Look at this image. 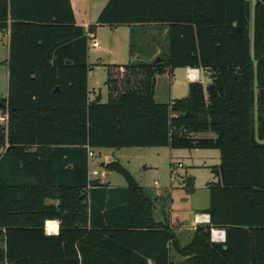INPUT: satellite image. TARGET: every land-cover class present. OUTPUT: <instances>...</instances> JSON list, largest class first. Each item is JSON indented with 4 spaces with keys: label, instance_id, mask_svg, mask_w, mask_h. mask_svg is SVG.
<instances>
[{
    "label": "trees",
    "instance_id": "16d2710c",
    "mask_svg": "<svg viewBox=\"0 0 264 264\" xmlns=\"http://www.w3.org/2000/svg\"><path fill=\"white\" fill-rule=\"evenodd\" d=\"M149 23L167 28L159 61L106 64L107 100L89 101L88 34ZM0 30V264H264V0H107L86 30L70 0H0ZM176 67L202 68L210 82L156 102V75ZM160 146L219 151L199 211L209 222L185 245L117 160L103 168L126 187L88 178V149ZM211 228L225 240L211 241Z\"/></svg>",
    "mask_w": 264,
    "mask_h": 264
},
{
    "label": "rangeland",
    "instance_id": "374dc122",
    "mask_svg": "<svg viewBox=\"0 0 264 264\" xmlns=\"http://www.w3.org/2000/svg\"><path fill=\"white\" fill-rule=\"evenodd\" d=\"M73 8L74 17L76 22L81 25L85 30L89 24L96 22V18L106 3L107 0H70ZM158 29V28H157ZM165 39H166V29ZM125 28L118 27L117 33L112 34L108 26L98 25L94 33L88 34L87 39V62L90 66L95 63L100 64L98 57L101 56L104 45H111V41H119L120 53L117 56H113L116 64H124L127 62L126 49L128 35L125 36ZM95 36V38L92 37ZM141 36L140 26H134L131 28L129 36V44L132 48V54L139 52L141 46L139 43ZM96 40L99 43V47L92 45V41ZM7 37L5 33L0 30V95L7 96V84H8V72L5 64L7 56ZM126 58V59H125ZM124 59V60H123ZM154 61V59L150 60ZM171 79L164 78V82H160L161 89L159 93L162 94V98L158 94V103L167 102L166 96L172 95V98L184 97L188 94V78L187 70L183 67H176ZM200 70V82L205 88L210 82L209 73ZM87 86L89 93H92V88L98 92L100 91L102 102L107 100V87L105 85L106 79V67L105 64L99 71L93 70L91 67L88 71ZM167 79V80H166ZM97 80V83H95ZM196 81V80H194ZM2 122V121H0ZM197 136L212 137L211 132L199 133ZM93 157L89 160V172L93 169L98 171L96 177L103 181L110 180L111 184L124 186L126 182L121 174L115 171H111L110 177H106V172L100 166V162L103 161L105 154H113V158H116L130 173L140 186L147 189L148 192H153L158 205L166 206L162 207L168 215L169 195L173 197V203L170 208V214L172 220H183L184 218L190 219L194 211L204 210L208 206V189L207 183L215 181L213 174L210 171V166L218 164L219 151L217 149L209 148H170L168 146L160 147H122L120 149H107V148H92ZM115 160V159H113ZM180 162L182 167L177 170V177L170 179L169 170L171 164ZM204 162V164H203ZM192 179L193 191L187 192L184 188L188 176ZM156 181V184L154 182ZM172 190V191H171ZM153 195V196H154ZM152 197V196H151ZM161 207V206H160ZM206 209V208H205ZM201 213V212H199ZM157 214H155V218ZM158 218V217H157ZM184 223L179 224L177 228V237L179 239V245H185L189 242L191 237V231L183 227ZM185 226V225H184ZM180 229V230H179ZM174 261L181 259L180 256L174 253Z\"/></svg>",
    "mask_w": 264,
    "mask_h": 264
},
{
    "label": "crops",
    "instance_id": "0c3cea01",
    "mask_svg": "<svg viewBox=\"0 0 264 264\" xmlns=\"http://www.w3.org/2000/svg\"><path fill=\"white\" fill-rule=\"evenodd\" d=\"M75 21H76V19H75ZM118 27L125 28V30H126L125 36L128 35L127 49H126V53H125L126 54V58H128V60H127V62L123 61L122 63H124V64L125 63H128V62L136 61V60H147V61H150V60L155 59L157 57V55H158V53L160 52L161 49H166L167 48L166 39H165V30H163V28L160 29V27L158 25L154 24V23H149V24L140 26L141 36H140V41H139L138 44H140L141 50L139 52L134 53V54H130L129 53V36H130V32H131V27L130 26H125V25L115 26V27H109L110 30H111V32H112V34L115 35L117 33V28ZM164 29H166V31H167V28H164ZM3 32L5 33V35L7 37V51H8V33L9 32H8V30H3ZM92 37L95 38L94 35H92ZM87 44H88V42H87ZM118 45H119V41H116V42L115 41L114 42L111 41V45H109V44L104 45V48L102 50L103 52H102L101 56L98 57V59H100V61L103 60V62H100V64L95 63L93 66H90L88 64V62H87V64H88V70L91 67H93V70L99 71L100 68L104 64L106 65V64L115 63V60H113L112 58H113V56H117L120 53V48H119ZM95 47H99V43ZM87 57H88V55H87ZM7 60H8V53H7L6 59L4 60L6 66H7V72H8V65H7L8 63H7ZM96 66H98V67L96 68ZM183 68H185L187 70V67H183ZM175 69H177V68H175ZM175 69H173V71H172L171 74L169 72H165L163 74L156 75V77H155V87H154V100L156 102L159 101V100H157L158 94L162 98V94L159 93V90L161 89L160 82H164V78L171 79L173 77V72H174ZM199 69L200 68H198V70ZM199 74H200V70H199ZM87 76H88V72H87ZM199 80H196V81H199ZM189 81H192V80H188V82ZM95 83H97V80H95ZM91 90H92V93L90 94L89 93L90 91H88V86H87V96H88V100L89 101H92V100H95L96 101V97H97V95H98V93L100 91L97 92L94 87ZM166 97H167L166 98L167 99L166 100L167 102L169 100L173 99L172 98V95L170 94V92H169V94ZM98 102H102V100H101V94H100V100ZM103 148H107V147H103ZM107 149H117V148H107ZM118 149H120V148H118ZM91 157H93V154L90 157L88 156V166H89V160H90ZM113 157H114L113 154L112 155L111 154H105L104 155V158H103V161L100 162V166H101V164H104V163H106L108 161H111L113 159L116 160V158H113ZM203 164H204V162H203ZM67 167H70V165H68ZM103 170H104V168H103ZM88 171H89V169H88ZM105 171L106 172L104 173V175L109 178L111 171H107V170H105ZM185 175L188 176L187 173H185ZM96 176H94L93 178H97L98 181H99V183L101 184V186H104L106 188L126 187V185H127V184L124 185V186H119V185H115V184L113 185V184L110 183V180L103 181V180H101L100 178H98ZM154 184H156V181L154 182ZM145 190H146V192L150 196H152V198L155 199V195H154L153 192L150 193V192L147 191V189H145ZM48 202H50V201L48 200ZM172 203H173V197L171 196V192H170V195H169V204H168V209H167L168 210L167 211L168 212V215H166V211H164L163 208H162V207H166V206L158 205V203H157V201L155 199L154 206H153V214H152L153 220L156 223H164V222L168 221L171 229H173L174 232H177L176 231L177 230L176 227L179 224H181V223H184L185 226L183 225V227L188 228L190 231L194 230V228L196 227L193 224L194 215L196 213H199V211L198 212L197 211H194L192 213V217L190 219L184 218L183 220L181 219V220H175V221H173L172 220V215L170 214V212H171L170 211V208H171ZM205 208H207V207H205ZM155 214H157V217L158 218L157 217L155 218ZM58 228H59V221L57 219H47V220H45V222H44V230H45V233L46 234H56L58 232Z\"/></svg>",
    "mask_w": 264,
    "mask_h": 264
},
{
    "label": "built area",
    "instance_id": "2783aa9c",
    "mask_svg": "<svg viewBox=\"0 0 264 264\" xmlns=\"http://www.w3.org/2000/svg\"><path fill=\"white\" fill-rule=\"evenodd\" d=\"M93 46H97L98 42L94 39L92 41ZM98 66H96L97 68ZM200 74L198 68H191L187 67V78L188 80H199ZM5 116L0 114V121H4ZM93 152L91 149H88V156H92ZM179 167H182V164L180 162H177L176 164H171L169 176L170 179H175L177 177V170ZM98 174V171L96 169L92 170L91 172L88 171V178H93ZM209 222V215L207 213H196L194 215L193 224L196 226L200 223H208ZM210 239L214 242H223L225 240V232L223 229L218 228H211L210 229Z\"/></svg>",
    "mask_w": 264,
    "mask_h": 264
},
{
    "label": "water",
    "instance_id": "95a60500",
    "mask_svg": "<svg viewBox=\"0 0 264 264\" xmlns=\"http://www.w3.org/2000/svg\"><path fill=\"white\" fill-rule=\"evenodd\" d=\"M157 61H159V58L158 57H156L155 59H154V61H152L153 63H155V62H157ZM100 100V92L98 93V95H97V97H96V101H99ZM101 167H104V164H101ZM224 248H225V246H223Z\"/></svg>",
    "mask_w": 264,
    "mask_h": 264
}]
</instances>
